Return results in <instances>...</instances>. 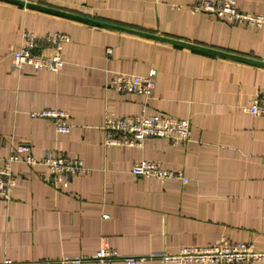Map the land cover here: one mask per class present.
<instances>
[{
    "label": "crops",
    "instance_id": "1",
    "mask_svg": "<svg viewBox=\"0 0 264 264\" xmlns=\"http://www.w3.org/2000/svg\"><path fill=\"white\" fill-rule=\"evenodd\" d=\"M21 1L0 0V164L28 144L37 158H80L89 171L65 183L43 164L13 163V196L0 198V264H72L71 257L124 264L95 260L102 246L146 256L137 264H178L161 254L222 239L264 250V115L244 109L264 94V25L232 23L195 9L194 0ZM238 6L264 15V0ZM23 30L69 34L65 65L58 72L14 68ZM152 70L149 96L108 84L114 72ZM44 108L66 110L71 130L30 116ZM152 112L189 119L188 139L106 144L108 115ZM140 159L189 180L135 177Z\"/></svg>",
    "mask_w": 264,
    "mask_h": 264
},
{
    "label": "built area",
    "instance_id": "2",
    "mask_svg": "<svg viewBox=\"0 0 264 264\" xmlns=\"http://www.w3.org/2000/svg\"><path fill=\"white\" fill-rule=\"evenodd\" d=\"M194 8L225 18L232 23L264 25V15L242 10L238 6V0H194ZM67 41H70V35L61 31L40 33L23 30L22 44L13 53V67L21 69L31 65L35 70L49 69L58 72L66 63L62 46ZM154 74V70L148 75L114 72L108 84L115 86L119 91L149 96L155 87ZM244 109L250 113L264 115V94L258 93L252 103L244 106ZM30 116L51 120L60 133L71 130L69 114L64 109L44 108L31 111ZM104 129L106 144L142 146L149 137H166L178 144L188 139L191 123L187 118L160 112L138 115L111 114L105 119ZM17 161L30 165L43 164L49 168L55 180L65 183L77 175H86L89 171L80 158L49 152L37 158L31 153L30 145L21 144L8 157L3 158L0 164V198L10 200L13 196L17 178L12 171V165ZM131 172L135 177H157L183 183L189 180L182 171L169 169L158 161L148 159L135 161ZM161 257L165 262L178 264H257L264 261V250L256 249L247 242L222 239L213 245L183 246L177 253H162ZM93 258L101 263L121 258L124 264H137L146 256L121 254L117 249L102 246ZM83 260V257L66 259L72 264H82ZM4 264H11V261L6 260Z\"/></svg>",
    "mask_w": 264,
    "mask_h": 264
},
{
    "label": "water",
    "instance_id": "3",
    "mask_svg": "<svg viewBox=\"0 0 264 264\" xmlns=\"http://www.w3.org/2000/svg\"><path fill=\"white\" fill-rule=\"evenodd\" d=\"M10 1L17 2V3H22L23 2L21 0H10ZM28 4L31 5V6H35V7H42L40 5H36V4H33V3H28ZM43 8L46 9V10L52 11V12H60L61 13V11H59L57 9L50 8V7H43ZM82 19L87 20V21H90V22H93V23H97V24L109 26V27H115V28H121V29H123V27H120L118 25H114V24H111V23H106V22L98 21V20H95V19H90V18H82ZM163 39H165V38H163ZM188 45L191 46V47H194V48L201 49V50L215 52V53H218V54H221V55H225V56H229V57H233V58H237V59H241V60H247V61L249 60V59H247L245 57H242V56H239V55H235V54H231V53H227V52H222V51H218V50L211 49V48L201 47V46L194 45V44H188ZM261 64H264V63H261Z\"/></svg>",
    "mask_w": 264,
    "mask_h": 264
}]
</instances>
